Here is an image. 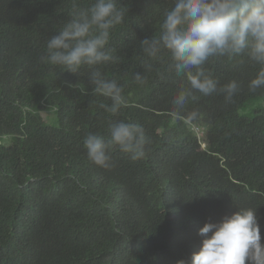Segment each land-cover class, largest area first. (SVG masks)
<instances>
[{"label": "trees", "instance_id": "16d2710c", "mask_svg": "<svg viewBox=\"0 0 264 264\" xmlns=\"http://www.w3.org/2000/svg\"><path fill=\"white\" fill-rule=\"evenodd\" d=\"M72 3L0 0V264H177L199 250L206 222L239 208L256 210L264 235V88L248 90L259 66L246 54L210 57L206 72L240 91L231 102L196 92L186 111L198 119L187 124L172 114L186 75L170 60L142 64L140 41L158 35L172 0H119L128 15L108 45L119 60L99 67L129 106L107 113L100 104L111 101L92 93L86 74L41 59ZM121 120L144 128L145 155L114 148L111 168L95 165L84 138Z\"/></svg>", "mask_w": 264, "mask_h": 264}, {"label": "clouds", "instance_id": "9594fccd", "mask_svg": "<svg viewBox=\"0 0 264 264\" xmlns=\"http://www.w3.org/2000/svg\"><path fill=\"white\" fill-rule=\"evenodd\" d=\"M127 15L128 7L119 0H91L87 7L73 0L70 18L57 35L48 39L46 55L41 57L64 71L86 74L92 93L111 101L100 107L113 115L128 107L129 102L124 86L108 78L99 66L119 60L114 55L115 48L108 45ZM140 45L145 71L152 67L147 61L170 60L177 75H186L187 86L181 87L172 99V114L183 116L185 123L191 124L199 114L186 111V105L197 99L196 92L204 96L219 92L231 102L240 91L236 80L220 86L206 72L204 65L210 57L227 56L233 60L246 54L259 66L248 90L255 93L264 88V0H172V6L163 12L158 35L141 40ZM134 80L144 86L147 76L135 73ZM80 91L86 92L84 88ZM147 143L141 125L123 120L111 123L106 135L90 132L84 138L88 159L105 169L112 167L114 148L139 159L145 155ZM199 235L203 238L199 250L177 264H264V235L252 208H239L220 222H206Z\"/></svg>", "mask_w": 264, "mask_h": 264}, {"label": "rangeland", "instance_id": "374dc122", "mask_svg": "<svg viewBox=\"0 0 264 264\" xmlns=\"http://www.w3.org/2000/svg\"><path fill=\"white\" fill-rule=\"evenodd\" d=\"M258 103H259V102H256V101H254V102H252V103H249L248 106H247L245 109H243V110L240 111V114H242V115H244V116L250 115V111H251L255 106H257ZM49 115H50V113L48 112V116H49ZM43 116H45V113H44V112H43ZM47 122L50 123V124H54V125L57 124V119H56V116H55L54 111L51 112V116L48 118ZM197 130H198V129H197ZM197 135H198L199 138H201V137L203 136V131H202L201 129H199V130L197 131ZM203 146H204V144H202V147H203Z\"/></svg>", "mask_w": 264, "mask_h": 264}]
</instances>
